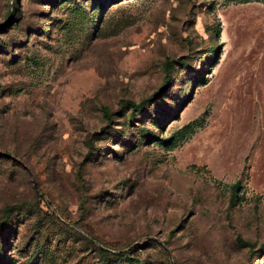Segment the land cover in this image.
I'll return each instance as SVG.
<instances>
[{
	"label": "rangeland",
	"instance_id": "rangeland-1",
	"mask_svg": "<svg viewBox=\"0 0 264 264\" xmlns=\"http://www.w3.org/2000/svg\"><path fill=\"white\" fill-rule=\"evenodd\" d=\"M0 264H264V0H0Z\"/></svg>",
	"mask_w": 264,
	"mask_h": 264
},
{
	"label": "trees",
	"instance_id": "trees-1",
	"mask_svg": "<svg viewBox=\"0 0 264 264\" xmlns=\"http://www.w3.org/2000/svg\"><path fill=\"white\" fill-rule=\"evenodd\" d=\"M148 100V98H142L137 102H134L132 100H126V103L132 108L136 110H141L142 105Z\"/></svg>",
	"mask_w": 264,
	"mask_h": 264
}]
</instances>
